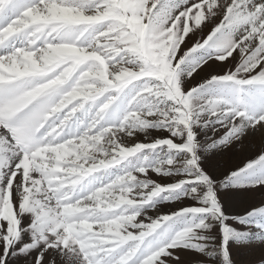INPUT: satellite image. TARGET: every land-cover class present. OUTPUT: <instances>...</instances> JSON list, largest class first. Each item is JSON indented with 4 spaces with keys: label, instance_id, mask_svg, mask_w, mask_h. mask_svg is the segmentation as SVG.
<instances>
[{
    "label": "snow or ice",
    "instance_id": "6c2138e0",
    "mask_svg": "<svg viewBox=\"0 0 264 264\" xmlns=\"http://www.w3.org/2000/svg\"><path fill=\"white\" fill-rule=\"evenodd\" d=\"M234 53V71L185 90ZM209 124L224 129L209 147L264 131V0H0V264L27 230L35 242L20 254L43 241L63 264H182L170 250L202 251L206 224L192 220L219 213L212 190L211 208L147 212L210 183L193 132ZM151 130L171 138L128 144ZM249 172L264 175V154L232 178Z\"/></svg>",
    "mask_w": 264,
    "mask_h": 264
},
{
    "label": "rangeland",
    "instance_id": "374dc122",
    "mask_svg": "<svg viewBox=\"0 0 264 264\" xmlns=\"http://www.w3.org/2000/svg\"><path fill=\"white\" fill-rule=\"evenodd\" d=\"M212 26L204 27V37L207 36ZM199 38V35L190 34V37L186 39V44L190 47L191 43ZM183 50L184 46H182ZM238 63L237 53L223 63L212 62L213 66L208 72L196 75L186 82L185 90L203 82V77L209 73L223 75L228 69L234 71ZM206 122L207 117H205ZM214 127L209 124L207 127L195 126L193 128L198 145L196 149L198 165L210 183L207 185L189 184L186 191L196 187L199 193L198 198L182 197L179 200L160 202L154 210H149L147 215L156 218L171 214L181 208H211L210 200L207 204L202 201L208 199V192L212 190L217 207L220 209L219 213L213 211L207 215L194 217L192 220L194 224L200 221L206 224L204 229L196 231V236L200 238L197 243L202 251H170L181 256L182 264H264V184H257L259 180L264 179V175L259 172H249L236 179L232 178L236 176L238 170L244 168L246 163L255 161L260 154H264V131L250 132L242 142H235L228 146L209 147L212 141L218 140L224 131V129L214 131ZM163 138L171 137L167 132L151 130L147 140L143 134L137 133L134 137L127 138V141L131 146L135 143H149ZM173 139L174 142H180ZM147 178L161 185H172L177 180L183 179L180 176H158L153 172H149ZM17 179L19 180V177ZM139 221L151 222L143 216L138 218ZM33 223L34 217L31 214L21 217L22 229H30ZM34 242V233L31 230L22 231L20 239L14 244L9 254L8 264H36V259L41 253L44 257L43 264H63L59 253L54 249L49 248L45 251L47 245L43 241L29 250L26 255L20 254L21 249ZM2 253L3 245L0 244V254ZM163 259L170 260L169 257Z\"/></svg>",
    "mask_w": 264,
    "mask_h": 264
}]
</instances>
